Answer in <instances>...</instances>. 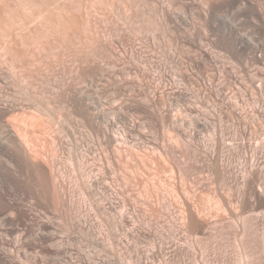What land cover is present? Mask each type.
Instances as JSON below:
<instances>
[{
    "label": "rangeland",
    "instance_id": "obj_1",
    "mask_svg": "<svg viewBox=\"0 0 264 264\" xmlns=\"http://www.w3.org/2000/svg\"><path fill=\"white\" fill-rule=\"evenodd\" d=\"M0 264H264V0H0Z\"/></svg>",
    "mask_w": 264,
    "mask_h": 264
}]
</instances>
